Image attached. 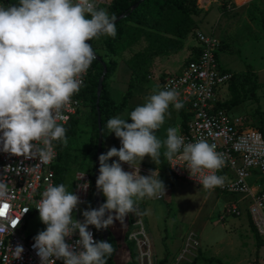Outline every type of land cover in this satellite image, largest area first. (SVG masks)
Segmentation results:
<instances>
[{"label":"clouds","instance_id":"1","mask_svg":"<svg viewBox=\"0 0 264 264\" xmlns=\"http://www.w3.org/2000/svg\"><path fill=\"white\" fill-rule=\"evenodd\" d=\"M115 22L116 16L99 8L97 0H18L0 4V150L25 159L38 158L39 167L54 158V142L67 146V130L61 123L68 119L64 112L97 59L89 41L105 35L114 38ZM178 97L175 89L165 86L161 90L157 85L145 97V103L129 113L131 123L119 116L107 120L109 133L115 134L121 147H112L99 156L96 187L106 202L98 209L84 210L83 221L73 216L81 203L79 196L68 191L64 183L47 185L36 205L46 229L34 237L32 245L41 264H55L57 260L63 264H107L106 258L115 250L113 244L94 240L89 225L107 229L114 220L122 222L129 213L136 214L139 201L165 193L158 169L141 175L139 165L146 156L156 164L161 155L168 161H184L190 177L205 190L224 185V177L215 172L224 166L225 159L215 144L204 139L186 143L174 126L166 129L164 140L157 137L156 131L171 115L170 105L176 111L183 108ZM113 157L118 160L109 164ZM121 162L132 170H123ZM31 170L5 168V172L17 175ZM79 187L86 190L87 185ZM10 198L9 184L0 180V217L7 215ZM77 231L79 239L67 243L66 238ZM23 251V246L17 244L14 257L21 258Z\"/></svg>","mask_w":264,"mask_h":264},{"label":"rangeland","instance_id":"2","mask_svg":"<svg viewBox=\"0 0 264 264\" xmlns=\"http://www.w3.org/2000/svg\"><path fill=\"white\" fill-rule=\"evenodd\" d=\"M182 1L191 18L189 21L174 7L163 6L165 0H147L146 5L139 11L144 25L138 26L134 21L124 23L125 34L115 45L117 55L112 56L118 60L116 70L109 79L112 99L119 102L127 90L128 67L132 70L131 79L134 85L128 107L116 115L129 119V113L136 106H141L145 97L151 95L148 91L150 86H147L150 83H145L150 77L160 76L168 69L176 72L188 61L195 44L193 32L200 29L219 41L218 61L235 75L233 81L241 103L232 107L231 112L245 115L252 127L264 132V28L261 22L264 16V0ZM111 6L112 0H108L103 7L110 15L115 14ZM184 31H187L185 36L182 35ZM106 37L108 36H101L92 42L93 49L103 57L107 50L101 44ZM218 94L221 100L230 97L226 88ZM75 117L77 125L71 140L64 147L71 154L64 176L68 191L73 190L75 172L93 168L96 159L91 103L85 99ZM127 122L131 123V120ZM156 135L164 140L166 130L161 135L156 131ZM112 147H121L117 137L104 142L102 154H106ZM163 151L162 148L161 153ZM115 158L118 157L111 158L109 164L116 161ZM139 166L158 169L159 178L165 185V193L160 198L139 201L134 214L137 217L139 213L142 225L153 241L158 260H165L168 264H190L198 256L214 257L221 261L211 264H256L264 256V248L258 245L251 230L246 202L240 204V216L226 215L222 218L223 206L237 200L239 195L219 189L208 191L202 186L176 178L169 171L168 160L163 155L158 164L146 156ZM122 168L131 171L123 166ZM258 179L261 186H264V177L260 176L256 180ZM103 199L105 203L104 196ZM93 204L89 200L82 206L80 221L84 219L82 212L90 210ZM131 215L133 213H129L122 222L114 220L109 226L119 245L115 253L116 264H121L119 251L123 254L125 251V243L122 245L123 235ZM138 228L139 226L133 228L129 225V229ZM45 229L46 225L41 222L39 213L33 212L26 217V235L36 236ZM190 232L196 235L199 247L187 254L186 260L177 262V255L184 247L185 238ZM129 243L134 252L135 246ZM131 263L128 259L124 264ZM196 264L209 263L199 260Z\"/></svg>","mask_w":264,"mask_h":264},{"label":"built area","instance_id":"3","mask_svg":"<svg viewBox=\"0 0 264 264\" xmlns=\"http://www.w3.org/2000/svg\"><path fill=\"white\" fill-rule=\"evenodd\" d=\"M97 3L99 8H103L108 0H97ZM0 4L12 3L10 0H0ZM194 39V46L199 49L196 58L188 60L179 72L161 74L159 88L162 90L167 86L179 93L178 99L183 103L181 113L184 120V124L180 125L179 133L185 138V142L204 139L209 144H215L216 151L224 155L225 164L215 174L224 177L225 182L222 187H216L213 190L219 189L237 194L239 198L223 206L222 218L226 215L240 216L242 213L240 204L246 202L250 220L256 227L263 241L262 248H264V186L259 183L260 179L256 180L260 176L264 177V132L252 127L245 115L234 114L230 110L217 107L218 102L225 100H221L218 93L223 88L228 90L233 72L220 65L217 58L219 41L212 35L197 29L194 32ZM91 73L90 66L83 76L84 84ZM79 93L72 97L70 106L64 112L68 117L66 122H61L65 128L83 103ZM54 143V158L49 164L39 167H36V164L40 163L38 158L25 159L22 156H14L0 150V180L9 184L11 192L7 215L0 217V228L5 229L0 231V264H41L36 250L32 247L35 236L26 235L24 226L28 215L33 212L39 213L36 205L47 185L57 184L54 166L60 144ZM0 149H2V144H0ZM9 166L21 169L32 167V170L28 173L21 171L17 175L15 172H5V168ZM168 168L176 178L202 186L195 180L196 178L190 177L184 161L180 159L168 161ZM140 172L149 174V171L142 168ZM74 178L72 192L79 196L81 203L73 212V216L80 221L82 206L94 196V171L77 170ZM85 184L87 185L86 190L79 187ZM131 218L130 226L133 228L139 226L138 229H129L127 234V240L135 246V264H161L156 257L153 241L142 225L139 213L137 217L134 214L131 215ZM88 230L92 232L96 240L94 228L89 225ZM78 239L77 231L70 239L66 238V242L71 244ZM17 244L22 245L24 249L19 259L13 255V249ZM198 247L199 241L196 235L192 232L188 233L184 247L177 255V262L186 260V255ZM128 259H130L129 253ZM55 264H63V261L57 260ZM256 264H264L263 255Z\"/></svg>","mask_w":264,"mask_h":264},{"label":"trees","instance_id":"4","mask_svg":"<svg viewBox=\"0 0 264 264\" xmlns=\"http://www.w3.org/2000/svg\"><path fill=\"white\" fill-rule=\"evenodd\" d=\"M10 1L12 4L18 2V0H10ZM137 1L138 0H112V6L111 7L115 13L114 15L116 16V18L120 15H125V16L115 22L116 23V29H117L116 36L114 38L108 36L102 40L101 46H103V48H105L107 50V52L104 53L105 57L96 53L100 57V61H98L96 59L92 62V64H91L92 73L87 78L84 86L81 88L80 93H79L82 101H84L86 99L89 103H91L92 121H93V124L95 127V144H94L95 151L97 148V139H98V122H97L98 113H99L100 122H101L102 139H103V144H104V142L106 140V135L108 132V129L106 127L107 120L112 118L116 114L121 113L123 111V109L127 106L129 98L133 94L132 89H133L134 84H133L132 79L130 78L128 81L127 90L123 94L121 100L116 103L111 97V93H110L111 86L109 83V79L113 75V73L116 70V67L118 65V60L116 59V57H112V56L117 55V52H115V45L125 34V28L123 27L124 23L126 21H134L137 24H139L138 26L144 25V19L142 18V15L139 13V11L141 10V8H143V6L146 5L145 2H147V0H145L144 2L141 1L139 3V5L136 7V9L131 10L133 4ZM163 6H165V7L172 6L183 14L184 19H186L187 21H189L191 19L189 17V14L186 11V6L182 0H165ZM261 22H262V26L264 28V16L261 18ZM194 32H193V34H194ZM186 33H187V31H184V32H182V35L185 36ZM93 40L89 41V43L91 45H92ZM97 46H100V45L97 43ZM198 53H199V49L196 46H194V49L191 52V55H190L188 60H190L191 58H196ZM103 64L106 68V72L104 75L100 95L97 98V94H96L97 83H98L99 77L103 73V68H104ZM128 68L131 69L130 67H128ZM130 71L132 74V70H130ZM234 76L235 75L233 73V77H232V79L228 85L230 97L228 99H225L222 102H218L217 107L224 108L226 110L231 111L232 107L237 106L241 103L240 96L236 90V86H235V83L233 81ZM97 99H98V102H97ZM97 106H98V109H97ZM179 114L180 115L182 114L181 110H179ZM181 118H182L181 124L183 125L184 124L183 115L181 116ZM76 125H77V119L75 116H73L71 118V120L69 121L67 127H66V130H67L66 131V137L68 140H71L72 134H73V131H74ZM63 149H64V151H63ZM102 149H103V147H102ZM67 150L64 148V146H62L60 144L57 161H56L55 166H54L55 181L57 183L56 185H59L60 183H64V176H65V173L67 172V169L69 167V160L71 157L70 156L71 155L70 150H68V151ZM94 164H95V161H94ZM87 170L88 171H94V166H93V168H90V169L88 168ZM92 200H93V198H92ZM102 203H104V199H103V194L101 192V204ZM93 208H94V204L91 206V209H93ZM131 222H132V218L129 217V225ZM129 225H128L126 231L124 232L122 245L125 243L124 244L125 245V251H127L129 253V256H130L129 260L132 261L131 264H134L135 253L132 252V247H130V245H129L130 243L127 240ZM250 226H251V230L253 231L254 236L257 240L258 245L259 246L263 245V241L260 238L258 231H257L256 227L254 226V224L252 223L251 220H250ZM92 227L95 230L96 240L102 241V229L97 230L94 226H92ZM106 241L112 243L113 247L115 249L114 252L112 253V255L110 257L106 258L107 264H115L113 261V256H114L116 250L118 249L119 245L117 244V242H116L114 236L112 235V233L110 232V230H108V236H107ZM199 260H201L205 263H209V264L221 263V261L219 259L214 258V257L205 258V257H198L197 256L193 259V261L190 264H196ZM160 263L166 264V261L161 260Z\"/></svg>","mask_w":264,"mask_h":264},{"label":"crops","instance_id":"5","mask_svg":"<svg viewBox=\"0 0 264 264\" xmlns=\"http://www.w3.org/2000/svg\"><path fill=\"white\" fill-rule=\"evenodd\" d=\"M182 67V66H181ZM181 67H179L178 68V70L176 71V72H179L180 71V69H181ZM128 73H127V81H129V79L131 78V71H130V69L128 68ZM164 73H166V72H171V69H168V70H165V71H163ZM171 73H174V72H171ZM150 80L149 81H147V82H145L146 84H149L150 83V85H147V86H150L149 88H150V90H148L149 91V93H153V88L154 87H156L157 85L159 86V76H157V77H150L149 78ZM145 102H143L142 103V105L144 104ZM139 104V103H138ZM128 105H129V102H128V104H127V107H128ZM140 106V105H139ZM126 107V108H127ZM124 111V110H123ZM169 111H170V113H171V115L170 116H166V118H165V123L161 126V128L159 129V130H157V133H158V135H161L162 133H164L165 132V130L168 128V127H170V126H174V127H177L178 129H180V125H181V116H182V114L180 115L179 114V111H176L175 109H174V107H172L171 105H170V107H169ZM124 113V112H123ZM122 113V114H123ZM120 115V114H119ZM117 115H115V116H113V117H116ZM124 116V115H123ZM112 117V118H113ZM121 118H123V117H121ZM163 129H164V131H163ZM165 135V134H164ZM115 138V134L114 133H109V131L107 132V136H106V140L108 139V140H113ZM105 140V141H106ZM115 159H117L118 160V158H115ZM116 160V161H117ZM121 165L125 168V169H131L128 165H124V164H122L121 163ZM140 168H142V169H145V170H147V171H149V170H156L155 168H151V167H143V166H139ZM118 250V249H117ZM117 250H116V252H117ZM115 252V253H116ZM119 256H120V263L121 264H124L126 261H127V258H128V252L127 251H124V254L123 253H121V251H119ZM113 261H114V263L116 264V261H115V254H114V256H113Z\"/></svg>","mask_w":264,"mask_h":264},{"label":"water","instance_id":"6","mask_svg":"<svg viewBox=\"0 0 264 264\" xmlns=\"http://www.w3.org/2000/svg\"><path fill=\"white\" fill-rule=\"evenodd\" d=\"M142 0H138L137 2H135L131 8V10L135 9L139 3L141 2ZM125 15H120L116 18V21L123 18ZM97 60L100 61V57L97 55ZM103 73L102 75L99 77L98 79V83H97V91H96V94H97V98L99 97L100 95V92H101V89H102V84H103V79H104V75H105V72H106V68L103 64ZM97 102H98V99H97ZM97 109H98V106H97ZM98 139H97V148H96V159H95V164H94V196H93V202H94V208L95 209H98L99 206L101 205V191L97 189L96 187V179L99 175V156L102 154V147H103V139H102V131H101V122H100V117H99V113H98ZM108 230H109V227L107 229H102V241H106L107 239V236H108Z\"/></svg>","mask_w":264,"mask_h":264},{"label":"bare ground","instance_id":"7","mask_svg":"<svg viewBox=\"0 0 264 264\" xmlns=\"http://www.w3.org/2000/svg\"><path fill=\"white\" fill-rule=\"evenodd\" d=\"M127 170H132V169H127ZM141 173V172H140ZM141 175H147V173H141Z\"/></svg>","mask_w":264,"mask_h":264}]
</instances>
